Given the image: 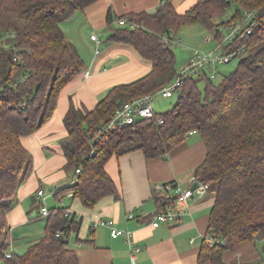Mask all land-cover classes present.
<instances>
[{
	"label": "trees",
	"instance_id": "16d2710c",
	"mask_svg": "<svg viewBox=\"0 0 264 264\" xmlns=\"http://www.w3.org/2000/svg\"><path fill=\"white\" fill-rule=\"evenodd\" d=\"M95 1L0 0V260L5 264H79L77 252L68 243V237L81 224L76 213L66 215L67 207L49 208L44 235L23 253L14 252L9 257L5 256L10 244L7 213L18 187L33 170L32 156L21 138L52 116L61 89L85 69L61 22ZM231 3L236 7L231 18L215 22ZM247 9L256 10L252 32L224 43L223 51L227 53L257 39L258 31L264 33V0H197L183 13H178L169 0L162 1L154 12L115 16L108 9V39L131 45L150 61L151 68L136 80L112 86L92 110L76 107L69 100L63 117L67 135L61 148L66 168L74 173L80 168V172L75 173V183L58 189L55 195L71 191L73 198L88 208L107 195L119 199L118 187L105 169L112 156L141 150L146 158H165L189 131L195 130L206 153L194 174L208 183L214 198L204 236L216 240L211 243L202 237L198 263L237 264L235 258L224 260L227 251L264 238L263 50L241 57L235 69L222 74L217 83L206 77L202 90L194 77L184 79L177 89V102L166 112L156 114L163 124L139 119L96 139L98 128L116 107L153 93L175 77V53L169 43L162 42L165 34L175 32L180 25L200 22L219 38L218 23H226V28ZM118 17H125L135 27H112ZM16 55L20 60H14ZM201 75L206 76L204 70ZM152 198L161 207L174 201L171 195L155 188Z\"/></svg>",
	"mask_w": 264,
	"mask_h": 264
},
{
	"label": "crops",
	"instance_id": "0c3cea01",
	"mask_svg": "<svg viewBox=\"0 0 264 264\" xmlns=\"http://www.w3.org/2000/svg\"><path fill=\"white\" fill-rule=\"evenodd\" d=\"M96 1L84 10L85 13L89 12V16L95 12L93 5ZM162 1L104 0V22L108 9L115 16L140 11L154 12ZM169 1L178 13H183L197 0ZM89 16L85 22L91 25ZM65 35L71 43L76 42L70 32ZM95 46L94 43V49ZM79 47L80 50L78 47L77 50L84 60L85 69L61 89L52 116L34 132L21 138L23 146L32 156L33 170L18 187L15 202L7 213L9 246L16 244L28 247L44 235L48 215L40 213L41 204H37L39 199L35 197L36 190L41 188L46 192L45 200L50 205H45L48 208L67 207L81 217L78 231L72 234L75 245H69L77 252L79 264H200L197 255L214 200L211 191L208 190L202 196L194 191L188 200L191 214L182 216L175 223H161L153 227L149 224L153 212L140 211L146 201L153 200L155 184L173 182L171 184L182 188L191 186L190 177L206 153L204 142L196 131L187 134L165 158H146L141 150L112 156L105 164V169L118 187L119 199L107 195L88 208L79 199L73 198L71 191L64 196L55 195L58 189L76 182V174L69 176L74 171L66 168L67 160L61 148V141L67 135L63 117L69 100L76 107L92 110L112 86L136 80L151 68L150 61L125 43L109 40L98 54L86 41H82ZM86 69L90 70L87 76L84 75ZM170 195L173 196L172 192ZM175 206V201H172L163 207L154 204V209ZM98 218H112L118 228L130 230V242L122 235L112 237L107 227H92V220ZM245 244L235 250L244 252L247 248ZM234 254L238 255L236 251ZM235 255L231 254L232 258Z\"/></svg>",
	"mask_w": 264,
	"mask_h": 264
},
{
	"label": "rangeland",
	"instance_id": "374dc122",
	"mask_svg": "<svg viewBox=\"0 0 264 264\" xmlns=\"http://www.w3.org/2000/svg\"><path fill=\"white\" fill-rule=\"evenodd\" d=\"M104 6V0H97L96 3L93 5V10L95 12H93L90 16L89 12L85 13L86 11L84 10L86 9L77 10L69 19L61 22V28L63 29L64 33H71V35L76 41L74 45H76L79 50V45H81L82 41H86L87 44L94 49L95 42L90 39L91 33L99 36V42L97 44V48L99 50L102 51L103 44H105V42H109L110 39H108V35L110 34V29L106 25V22H104ZM242 11L243 10H240L241 14ZM235 12L236 7L234 4L231 3L230 6L225 9L222 15L215 20V22H225L229 18H231V16ZM87 16H89L88 18L90 20L91 25L85 22L87 21ZM112 22V27L118 25L115 21ZM225 24L226 23H218V26L221 29V35L219 38H216L214 36V31L207 29L200 22L180 25L177 27L175 32L171 30L172 40L169 42L168 45L175 53L174 67L176 73L180 72L181 67L186 63L193 48H196L197 50L203 53L209 54V58L216 55H222L224 53L222 36H224L225 33L228 31L226 28L223 27ZM250 28L252 32L253 24H251ZM167 35L168 34H165L164 36L167 37ZM207 36H210L211 38L209 40H206ZM255 36L258 38L253 39L252 42L248 44L246 43L245 45L243 44V46L239 47L235 56L232 57L228 62L222 63L217 62L215 60L213 63L205 64L204 72L206 73V76L201 74H199L198 76H194V79L197 80V87L202 90L207 82L206 77L208 78L210 75L211 81L213 83H217L222 74H226L234 70L236 65L238 64L239 59L247 54H256L258 51L263 50V54L261 55L260 59L264 61V38L259 40V38L264 36V33H259L258 31ZM177 99L178 91L176 90L171 97L167 98H162L160 95H154L151 104L154 112L158 115L169 110L177 102ZM74 175L75 173L73 172H70L69 174V176ZM170 192L171 191L163 190L162 194L170 195ZM37 204L40 205L41 201L38 200ZM45 204L50 205L48 200H45ZM68 243L71 246L75 245L74 235H70L68 237ZM245 246L247 248L244 252L241 250H239L240 252L238 250L227 251L224 255V260H231L232 256L235 255L234 253L236 251L238 254L234 256L236 263L240 262V264H264V238H258L254 242H247ZM26 247V245L16 246L15 244L13 246H8L7 251L12 250L16 253H23L26 250ZM0 264L5 263L3 260H0Z\"/></svg>",
	"mask_w": 264,
	"mask_h": 264
},
{
	"label": "built area",
	"instance_id": "2783aa9c",
	"mask_svg": "<svg viewBox=\"0 0 264 264\" xmlns=\"http://www.w3.org/2000/svg\"><path fill=\"white\" fill-rule=\"evenodd\" d=\"M256 15V10H245L242 17L235 22H231L226 26L228 30L224 36H222V44L230 43L233 41L236 36H242L251 32V24L254 23V17ZM115 21L119 26H129L135 27V23L129 22L125 17L115 18ZM211 37L209 36L208 39ZM90 39L95 42L96 46L94 53L98 54L99 49L97 44L99 42V36L96 34H91ZM172 40L171 33L167 37L163 36L162 42L169 43ZM237 51H231L230 53L224 52L220 56H213L209 58V54L203 53L196 48H193L190 56L188 57L186 63L181 67L180 72L176 73L175 77L168 84L156 89L153 93L143 94L136 98H133L128 101H124L120 106L116 107L114 112L111 114L109 119L102 124L97 130L96 139H99L103 134L110 133L114 130L120 129L125 125H131L139 119H148L154 120L157 124H163L164 121L162 118H157L156 113L153 110L151 101L154 95H160L162 98L171 97L173 93L178 89L184 79L187 77H194L195 75L202 74L205 64L213 63L215 60L217 62H228ZM14 60H20V56L16 55ZM90 73V70L86 69L84 75L87 76ZM211 76V75H210ZM24 79V78H23ZM195 132L191 130L188 134ZM80 168L75 169V173H79ZM191 186L188 188H182L179 185L164 183V184H155V190L162 193L163 190L171 191L175 196L174 201L176 203L175 207L159 208L153 209L150 212H153L152 216L149 219V224L153 227L159 226L161 223H175L178 222L182 216L190 215V208L188 205V200L192 196L193 192L196 191L200 196L204 195L209 190L208 183L198 179V177L193 173L190 177ZM196 184V187L192 189V185ZM172 196V195H171ZM36 198L41 201L40 213L47 216L49 214V208L45 205L44 201L46 194L42 189H38L36 192ZM72 213L66 209L65 214L68 215ZM129 217H132V214H129ZM92 227L103 226L109 229L110 235L112 237L124 236L128 242L132 237V232L130 230L118 228L115 225V221L112 218H98L92 220ZM59 235V233H56ZM206 239L213 243L216 242L210 235L204 236ZM192 241V240H191ZM13 251L5 252V256L9 257ZM237 264H240L238 262Z\"/></svg>",
	"mask_w": 264,
	"mask_h": 264
},
{
	"label": "water",
	"instance_id": "95a60500",
	"mask_svg": "<svg viewBox=\"0 0 264 264\" xmlns=\"http://www.w3.org/2000/svg\"><path fill=\"white\" fill-rule=\"evenodd\" d=\"M195 187H196V184H193L191 188L194 189ZM171 198L174 199L175 196L173 195V196H171ZM153 209H154L153 200H148L141 206L140 211L142 213H148V212L152 211Z\"/></svg>",
	"mask_w": 264,
	"mask_h": 264
}]
</instances>
